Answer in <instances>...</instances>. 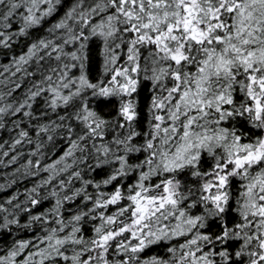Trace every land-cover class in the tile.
Returning a JSON list of instances; mask_svg holds the SVG:
<instances>
[{"label": "snow or ice", "instance_id": "obj_1", "mask_svg": "<svg viewBox=\"0 0 264 264\" xmlns=\"http://www.w3.org/2000/svg\"><path fill=\"white\" fill-rule=\"evenodd\" d=\"M0 264H264V0H0Z\"/></svg>", "mask_w": 264, "mask_h": 264}]
</instances>
